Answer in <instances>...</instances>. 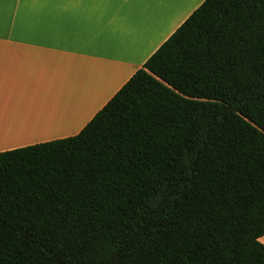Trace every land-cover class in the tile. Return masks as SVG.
Returning <instances> with one entry per match:
<instances>
[{"label":"trees","instance_id":"16d2710c","mask_svg":"<svg viewBox=\"0 0 264 264\" xmlns=\"http://www.w3.org/2000/svg\"><path fill=\"white\" fill-rule=\"evenodd\" d=\"M264 0H203L74 137L0 153V264H264Z\"/></svg>","mask_w":264,"mask_h":264},{"label":"crops","instance_id":"0c3cea01","mask_svg":"<svg viewBox=\"0 0 264 264\" xmlns=\"http://www.w3.org/2000/svg\"><path fill=\"white\" fill-rule=\"evenodd\" d=\"M202 2L0 0V153L78 135Z\"/></svg>","mask_w":264,"mask_h":264},{"label":"rangeland","instance_id":"374dc122","mask_svg":"<svg viewBox=\"0 0 264 264\" xmlns=\"http://www.w3.org/2000/svg\"><path fill=\"white\" fill-rule=\"evenodd\" d=\"M201 0H196V4H199Z\"/></svg>","mask_w":264,"mask_h":264}]
</instances>
